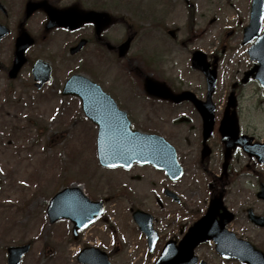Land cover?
<instances>
[{
	"label": "flooded vegetation",
	"instance_id": "obj_1",
	"mask_svg": "<svg viewBox=\"0 0 264 264\" xmlns=\"http://www.w3.org/2000/svg\"><path fill=\"white\" fill-rule=\"evenodd\" d=\"M45 1L54 8L67 11L65 14L71 25L65 26H73V6L102 12L108 7V0H0V121L14 122L19 119L16 111H10L11 107L19 106L20 103L28 104L35 96L60 97L64 84L73 75L74 65L80 68L85 66L101 68L102 75L107 77L112 68L124 61L119 58L117 48L131 34L127 33L126 19L123 16L118 17L113 26L105 25L104 20L100 19L98 24L86 23L75 30L73 27L64 26L47 30L49 16L46 10L43 7L32 8L33 4ZM183 2L187 17L192 6L190 12L192 11L195 16L192 26L186 24L182 28H171L168 27L169 23L164 26L157 21H151L150 28L144 29L140 14L136 18L133 33L134 41L137 43L134 64L129 58L126 61L129 67L134 65L135 68L137 91L134 99L136 110H142V117L139 119L140 124L132 120V126L151 132L157 131L153 119L160 118L163 107L182 112L180 118L183 123L175 124L176 131L169 130L177 133L168 140L177 149L184 173L189 170L192 178H197L193 170H200L206 175L204 178L209 180L207 203L190 210L181 197L176 201L166 192L171 188L170 190L184 196L189 193L186 188L181 186L157 188L154 183L155 188H152V192L144 200L150 206L139 204L129 209L131 217L133 208L152 213L154 227L159 233L153 251L149 249L146 235L138 227L141 239L137 237L133 243L128 244L112 239L104 241L99 237L98 241H83L81 240L83 234L79 233L73 241V255L76 259L80 251L93 246L106 251L110 259L121 257V264H130L127 261L130 259L128 258L130 252L139 258L138 264H154L167 242L169 240L179 242L190 226L205 215L209 201L220 194L223 195L228 210L225 212L220 209L214 215V220L220 226L217 239L223 244L221 247L232 250L228 242L232 243V237L235 235L264 252V226L255 224L250 214L252 211L264 218V199L259 196L261 184H264V172L253 167L254 164H259L258 156L256 155V158L253 151L255 153L259 150L263 153L264 151L259 149V145L255 148L252 145L264 144V0H189V2L183 0ZM223 2L229 5L228 14L222 11ZM97 26L100 27L99 31ZM114 26H119L117 36L114 30L111 31ZM83 39H86V45L80 52L73 54V47ZM149 40L153 44L148 48L145 44ZM20 47L25 60L15 73L13 68ZM196 51H203L206 54L204 60L217 71V84L212 95L216 123L213 133L206 141L202 115L191 100L176 103L164 97L151 96L146 88V77L149 75L157 82L163 83L173 93L187 90L200 100L206 101L208 95L206 75L191 66ZM181 57L187 62L185 70H180L181 64L178 60ZM39 60H44L51 66V82L42 87L37 86L33 74V66ZM231 96L234 97L235 107L227 109ZM141 101H147L150 107L142 108ZM244 101L247 103L246 109ZM226 111L229 114L235 112L239 121V137L246 140V145L249 146L246 150L243 146L237 145L231 151L228 161L225 160L227 148L220 133V124ZM161 118L166 120L165 116ZM13 126L12 124L11 128ZM2 127L3 124L0 123L1 134L5 131ZM189 163L195 166L191 168L188 166ZM237 164H240L241 170L245 164L249 172L250 170L253 172L254 177L248 187L246 201L238 208L232 204V198L242 194V189L238 188L240 173L237 172ZM122 196L128 195L123 193ZM111 226L113 224L109 222L107 214H104L90 226L93 230L91 235L93 238L97 234L102 237V234L109 233ZM79 239L81 241H78ZM218 241L207 240L197 246L195 252L199 262L210 259L209 253L213 252L215 258L220 260L219 264H237L236 260H227L217 251ZM129 245H133L135 249L128 247ZM98 255V252L88 253V257Z\"/></svg>",
	"mask_w": 264,
	"mask_h": 264
},
{
	"label": "rangeland",
	"instance_id": "obj_2",
	"mask_svg": "<svg viewBox=\"0 0 264 264\" xmlns=\"http://www.w3.org/2000/svg\"><path fill=\"white\" fill-rule=\"evenodd\" d=\"M108 7L128 13L131 21L140 14L144 29L150 28L151 21L169 22L180 28L187 21L182 0H108ZM152 44L149 40L145 46L149 48ZM134 47L132 53L136 50ZM178 63L181 64L180 70H185L187 62L183 57ZM100 70H97V78L102 77ZM114 70L111 69L108 81L104 80V83L122 105L133 112L135 120L140 124L142 110H136L134 89L125 85L121 72ZM243 105L246 109L245 101ZM140 106L146 109L150 107V103L141 101ZM21 107L20 103L10 109L23 117L20 121L12 122L13 128L11 122L0 121L5 130L2 131L3 134L0 132V264H7L8 246L33 239L31 251L25 255L21 264H77L73 255V243L68 241L72 223L67 220L50 225L46 214V204L50 198L67 185H80L87 194L95 198H109L112 192L128 195L108 203L109 215L115 214L116 218L109 233L102 234V237L96 235L104 241L115 239L132 243L138 237L132 219L127 215L128 210L130 206L139 204L150 206L144 200L152 192V188H155L154 183L159 188H186L189 193L184 196L190 206L203 203L205 196L200 193H206L208 180H205L206 175L199 170H193L197 179H193L188 170L181 180L170 183L163 173L149 167L135 165L130 171L102 167L92 140L94 126L89 121L75 120L83 115L79 99L62 97L42 102L37 96L30 99L26 111H21ZM161 112L166 120L161 116L153 119L154 127L158 133L171 138L177 132L169 130L176 131L175 124L183 123L180 118L182 112L170 107H163ZM71 123H74L72 128ZM59 126L60 130L56 131ZM67 127L68 130L63 131ZM52 132L57 137L55 142L50 143L48 137ZM188 166L192 168L195 164L189 163ZM239 168L240 164H237V172L240 173L238 188L242 189V194L238 192L239 195L232 198V204L237 208L246 201L249 187L244 169ZM193 191L197 193L193 194ZM92 231L85 232L84 236L88 233L89 239L93 238ZM209 256L212 264L220 263L213 252ZM115 262L121 264L122 258L117 257Z\"/></svg>",
	"mask_w": 264,
	"mask_h": 264
},
{
	"label": "water",
	"instance_id": "obj_3",
	"mask_svg": "<svg viewBox=\"0 0 264 264\" xmlns=\"http://www.w3.org/2000/svg\"><path fill=\"white\" fill-rule=\"evenodd\" d=\"M75 77H73V94L81 96L83 100L84 109L89 117L93 120H97L101 124L100 128V137H99V156L100 160L105 165H117V164H126L130 165L133 161L138 160L143 163L152 162L160 168L167 169L172 175L176 174L174 178L181 176L182 170L179 164L176 161V154L173 147L169 146L163 139L152 136V135H141L137 132H125L126 135L117 138L116 145H111L107 142L106 131L102 126V109L104 108H115L113 102L101 91V89L94 85L89 80L78 77L79 80L75 82ZM76 79V78H75ZM70 92L69 86L65 93ZM176 100H182L181 96H176ZM213 123L212 117L210 118V124ZM128 133V134H127ZM120 141V145H119ZM159 141V142H158ZM158 143V144H157ZM164 146V149H161V144ZM83 200H86L85 195L79 187L67 188L59 192L51 201L49 207V214L52 221L57 220L62 217H68L73 220H83L88 216L89 213L83 210ZM77 201L81 204L79 205ZM77 208V209H76ZM86 213V214H85ZM85 214V217H84ZM148 231L150 232L151 223L149 222ZM207 231L208 228L205 224L204 219L200 220L191 228L190 233L184 239V242L181 243V248L179 252H183L185 256L190 260V264H193L195 260L193 256V249L198 242L205 239L211 238L210 233L200 231ZM29 245L23 247H11L9 248V264H19L22 255L29 250ZM243 250V256L241 260L248 261L247 255H250L253 250L249 247ZM168 247L165 249L161 260L158 264H176L182 258L178 259L177 257L169 258ZM246 252L248 253L246 255ZM169 253V252H168ZM257 252L253 251L251 255V260L256 256Z\"/></svg>",
	"mask_w": 264,
	"mask_h": 264
}]
</instances>
